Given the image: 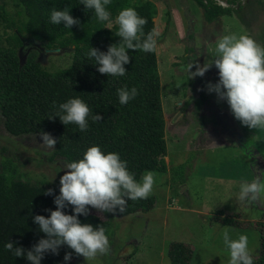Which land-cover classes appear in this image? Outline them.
I'll list each match as a JSON object with an SVG mask.
<instances>
[{"label": "rangeland", "instance_id": "374dc122", "mask_svg": "<svg viewBox=\"0 0 264 264\" xmlns=\"http://www.w3.org/2000/svg\"><path fill=\"white\" fill-rule=\"evenodd\" d=\"M155 9L157 74L160 80L162 117L165 123V173H154L150 195L156 199L148 213L116 218L112 212L90 208L108 221L109 251L82 258L73 264H169L171 242L191 246L189 264H226L228 254L220 239L222 227L230 236H248L252 255L258 248V231L247 224L264 222V192L253 201L241 202L235 193L240 181L264 178V129H249L235 120L225 101L207 93L205 85L218 79L214 66L203 76L189 77L197 64L210 63L215 39L221 34L246 33L264 43V0H241L231 6V16L210 23L192 0H149ZM228 7L226 0H214ZM25 20L16 0H0V43L16 48L22 65L34 52L36 61L53 73L69 68L72 48L47 50L43 44L19 33ZM112 24H106L111 28ZM192 64V68H187ZM38 134L9 135L0 115V167L6 160L17 168L15 178L59 190L64 161L49 163L53 149L41 145ZM218 212H221L219 214ZM239 215V224L236 216ZM218 218H232L222 225Z\"/></svg>", "mask_w": 264, "mask_h": 264}, {"label": "trees", "instance_id": "16d2710c", "mask_svg": "<svg viewBox=\"0 0 264 264\" xmlns=\"http://www.w3.org/2000/svg\"><path fill=\"white\" fill-rule=\"evenodd\" d=\"M203 10V18L210 23L223 16H231L241 0H226L228 7L217 5L214 0H192ZM23 8L25 20L19 33L28 35L40 42L47 50L71 47L72 59L69 68L56 72L45 70L31 52L21 65L16 48L20 39L13 37L12 46L4 47L0 43V115L5 131L14 137L40 132L49 133L55 138L53 151L47 157L49 163L64 161L66 164L82 157L87 147L95 144L105 151H114L127 160L129 171L139 179L146 170L156 173L166 172V142L164 138L165 123L162 117L160 99V80L157 74L155 50L144 53L127 50L129 63L124 65V76L113 77L96 71L94 61L87 58L89 47L106 51L109 44L118 43L115 35L117 25L107 28L105 22L95 19L91 9H84L80 0H16ZM134 7L147 23L143 26L146 35L155 30L153 17L155 9L149 0H111L108 10L112 18L119 10ZM69 9L70 15L79 20L78 25L69 29L63 24L53 25L49 22L50 11ZM143 39V36L141 37ZM135 43V42H134ZM264 46V43L263 45ZM135 86L137 96L127 104L118 102L116 90ZM79 96L85 101L91 113L99 114L98 122L91 119L88 128L81 132L77 125H63L53 117L56 105L70 97ZM17 168L11 161H4L0 167V264H29L23 257H15L4 249L6 241L15 246L29 250L44 234L33 223L32 216L49 215L45 209L55 210L53 196L45 195L49 190L40 184H31L15 178ZM156 199L149 195L145 199L130 200L122 212L114 211L116 218L150 212L155 207ZM71 207L65 211L71 214ZM221 214V212H218ZM236 216L239 222V215ZM81 223L97 224L104 227L109 238V222L90 213L78 216ZM222 225L234 222L232 218H218ZM258 231V248L253 255V264H264V222H250ZM65 252L72 253L67 264H73L83 257L62 245L58 254L45 253L41 264H65ZM192 249L186 243L171 242L167 257L169 264H189Z\"/></svg>", "mask_w": 264, "mask_h": 264}, {"label": "clouds", "instance_id": "9594fccd", "mask_svg": "<svg viewBox=\"0 0 264 264\" xmlns=\"http://www.w3.org/2000/svg\"><path fill=\"white\" fill-rule=\"evenodd\" d=\"M84 9H91L95 19L107 24L115 23V35L118 43L109 44L106 51L89 47L86 56L94 61L96 71L107 76L119 77L126 73L124 65L129 63L127 50L144 53L153 52L157 47V33L149 31L146 35L143 26L146 19L140 16L134 7H125L112 18L108 5L111 0H80ZM219 5V4H218ZM222 6V5H220ZM49 22L63 24L69 29L78 25V19L70 15L69 9L50 11ZM143 36V39L141 37ZM135 42V43H134ZM215 56L210 63L197 64L189 77L203 76L214 66L218 79L205 85L207 93H215L219 100L225 101L233 118L249 129H264V46L258 44L246 33L221 34L215 41ZM192 68V64L188 69ZM138 94L135 86L118 88L116 95L119 104L125 105ZM56 117L63 125L75 124L81 132L88 128V121L101 120L97 113H91L85 101L78 95L70 97L58 105L53 102ZM44 147L53 149L56 140L49 133L40 132ZM64 174L59 177L58 194L53 196L55 210L45 209L49 213L32 216V221L44 234L29 250L6 241L4 249L15 257L23 256L29 264H41L45 253L58 254L60 246L65 245L75 254L89 260L97 254L109 251V239L103 226L81 223L78 216H87L90 208L100 211L122 212L128 201L145 199L155 183L154 173L144 171L139 179L129 171L128 162L114 151H103L99 145H91L82 157L64 165ZM264 192V178L253 177L251 181H240L236 199L241 202L253 201ZM49 189L45 195H52ZM71 207V214L64 209ZM220 239L227 250L226 264H253L252 251L248 236L238 233L230 236L227 226L222 227ZM72 253L65 252V264Z\"/></svg>", "mask_w": 264, "mask_h": 264}]
</instances>
